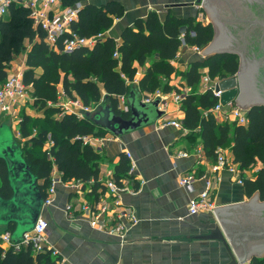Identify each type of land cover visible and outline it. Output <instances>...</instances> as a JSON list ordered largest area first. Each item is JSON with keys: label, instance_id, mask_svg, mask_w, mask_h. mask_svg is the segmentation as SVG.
Masks as SVG:
<instances>
[{"label": "trees", "instance_id": "obj_1", "mask_svg": "<svg viewBox=\"0 0 264 264\" xmlns=\"http://www.w3.org/2000/svg\"><path fill=\"white\" fill-rule=\"evenodd\" d=\"M89 1L61 0L63 8L81 4L78 19L71 25L80 36L106 33L114 20L124 14L122 5L117 2L97 6ZM182 28L186 30L183 37ZM213 36V25L197 21L196 17L182 19L169 14L162 21L156 12H150L145 20L140 19L134 27L125 29L120 44L112 37H105L92 49L79 48L68 53L63 51L62 42L55 48L49 47L45 32L34 26L29 9L12 5L8 17L0 21V86L8 78L11 62L26 51L28 42L24 82L29 87L32 109L42 115L32 117L23 109L18 132L25 139L24 146L20 142L24 158L38 181H42L39 187L43 198L51 185L53 167L66 181L76 180L86 185L97 180L100 156L90 145L83 143L82 137H102L108 132L97 126L91 117L77 118L66 114L57 119L60 108L49 104L57 102L60 84L66 96L76 95L84 105L96 110L102 104L108 105L116 114L128 118L130 113L118 108V97L128 98L132 90L138 91L132 83H127L136 77V62L144 66L150 56L158 54L159 58L153 61L139 82L141 91L153 93L160 86L159 77L168 79L176 72L172 60L183 44L204 48ZM116 52L118 57H114ZM203 69L208 70L212 79L230 77L239 70V57L216 54L193 62L182 73L186 83L194 89L182 101L183 125L193 132L192 135L201 138L207 156L216 159L218 149L229 148L234 162L242 169L261 164L263 167L256 178L245 179L244 186L249 198L258 193L264 200V106L248 110L247 126L229 122L218 125L214 114L205 116V112L218 103L217 97L211 91L199 93L196 90ZM162 91L167 93L171 89L165 86ZM129 168L128 161L122 160L117 166L116 182L120 183L127 176ZM98 187L95 183L91 189L96 191ZM0 196L4 199L12 196L7 170L1 160ZM59 261L60 256L51 251L33 253L31 247H26L18 252L14 249L3 252L0 248V264H58ZM249 264H264V258H254Z\"/></svg>", "mask_w": 264, "mask_h": 264}, {"label": "crops", "instance_id": "obj_2", "mask_svg": "<svg viewBox=\"0 0 264 264\" xmlns=\"http://www.w3.org/2000/svg\"><path fill=\"white\" fill-rule=\"evenodd\" d=\"M196 1L90 0L89 3L103 6L110 2H117L122 5L124 14L116 18L113 26L105 33V37H112L117 44H120L125 29L134 27L140 19L145 20L150 12H156L162 21L172 14L182 19L196 17L203 23L204 17L202 18L203 15L201 16L202 13H200L203 9L199 10L200 5ZM182 3L187 5L168 8V5ZM65 8L60 4L54 7L50 14L53 16ZM181 32L183 37L185 28H182ZM26 45L27 49L22 58L16 57L9 69L13 66L19 67L21 64L26 67L27 51L30 48L28 42ZM204 49L183 44L178 50L177 57L172 60L176 72L168 79L159 77L160 86L153 93L141 91L139 82L147 69L152 66L153 61L159 58L158 54L150 56L144 66L135 63L134 80H137V84L133 86L141 93L142 101L146 102L144 100L147 98H153L157 92L165 95L164 101L167 103V108L164 115L154 123L144 125L122 136H113L109 132L102 137L86 135L103 139L91 146L100 156L97 180L93 179L86 185L82 184L79 193L72 188L58 185L54 203L48 207L43 206L40 212V215L48 221L47 247L57 251L56 255L61 258L58 264L231 263V258L221 242L199 238L215 225H219L216 210L214 213L201 212L198 215H189V202L205 190V180L208 178L213 181L211 198L216 208L240 203L249 204L257 193L249 198L245 186L238 184L227 170H220L217 173L212 171L217 158L207 156L201 138L192 135L193 132L184 127L185 113L181 108L182 103L175 102L173 98L175 92L181 93L184 88L190 87L182 73L193 62L204 58L202 52ZM15 62L17 63L14 64ZM9 69L8 77L11 73ZM200 73L202 77L209 74L207 69L201 70ZM202 77L196 89L199 93H202ZM165 86L170 87L171 91L163 92L162 89ZM58 89V100L55 104L50 103L51 106H56L64 102L66 98H70L64 94L62 84L58 86ZM120 97H124L125 104ZM72 98L80 99L76 95ZM124 107L128 109V102L127 98L121 95L118 97V108L126 112L127 109ZM27 114L32 117L42 115L41 112L35 115L30 111ZM59 114L56 115L57 119L62 118H59ZM214 116L217 124L221 125L222 118L219 115ZM85 117H88L87 114ZM168 120L179 121L187 132L172 125H163V122ZM221 150L234 161L229 148L218 149L217 154ZM128 152L132 159L128 158ZM122 160L128 161L130 168L127 176L118 183L116 182L117 166ZM187 175H193L196 178L191 188L180 185V179ZM253 176V174H247L245 179ZM109 179L114 180L121 189L114 196L104 186ZM41 183V180L38 181L39 185ZM95 183L99 184V187L96 191H92L91 186ZM100 198L104 199L110 207L108 213L100 217V222L108 226H120L123 237L92 226L91 217L87 213L75 211L70 216L66 211V206L69 204L76 205L84 202L92 205ZM127 208L133 211L137 219L136 223H132L127 217L121 215ZM10 227L13 226H1L0 233L10 232L12 235L14 228L10 231ZM0 248L5 252L9 249V245L0 243ZM254 258L261 259L264 255L258 256L253 253L248 262L250 263Z\"/></svg>", "mask_w": 264, "mask_h": 264}, {"label": "water", "instance_id": "obj_3", "mask_svg": "<svg viewBox=\"0 0 264 264\" xmlns=\"http://www.w3.org/2000/svg\"><path fill=\"white\" fill-rule=\"evenodd\" d=\"M196 2L208 13L214 29L212 41L202 51L204 58L199 60L216 54L239 57L238 72L220 79L216 85V91H222L221 104L226 106L235 102L244 110L264 106V74L257 72L256 64L252 62L257 60L264 66V0L256 1L259 5L256 9L245 4L247 1L242 3L240 0ZM186 5L173 4L168 8ZM127 102L128 118L116 114L105 104L87 116L111 135L122 136L154 123L164 115V111L159 109L160 99L143 102L139 90H132ZM6 127V124L0 126V160L5 164L12 196L9 199L0 196V227L13 226L12 240L20 242L33 229L41 214L44 198L38 179L24 158L20 142ZM215 210L219 225L212 227L200 239L221 242L231 258L230 264L248 262L253 253L264 255V200L259 199L258 193L249 204L240 203Z\"/></svg>", "mask_w": 264, "mask_h": 264}, {"label": "built area", "instance_id": "obj_4", "mask_svg": "<svg viewBox=\"0 0 264 264\" xmlns=\"http://www.w3.org/2000/svg\"><path fill=\"white\" fill-rule=\"evenodd\" d=\"M61 0H0V21L5 19L9 14V9L12 5L23 6L30 11V16L33 19L35 27H40L45 32V42L51 48H55L59 42L63 44L64 52H73L79 48L92 49L98 42L105 38V33H100L91 37H84L78 35L71 28L73 22L78 19V13L81 8V4H77L73 7H67L63 11L50 14L54 7L61 4ZM199 21V20H198ZM199 49V48H198ZM118 53L114 54V57H118ZM24 65L19 67L13 66L10 69V74L7 80L0 86V118L9 117L12 119H19L22 108L26 106L28 101H31L29 87L24 82ZM124 79L127 78L122 75ZM220 79H212L209 74H205L202 77V93L206 91H211L212 94L217 97L218 103L210 110L205 112V116L209 113L214 115H219L223 122H229L240 126H247L249 123L248 110L240 108L235 102H231L226 106L222 105L220 102V97L222 91H216V85ZM127 83L137 84V80L133 82L127 81ZM192 92L190 87L184 88L181 93H174V101L181 104L186 95ZM165 95L161 92H157L153 98H147L146 102H151L156 98L160 99L159 109L165 111L167 108V103L164 101ZM120 100L125 104L124 97H120ZM60 108V117H64L66 114H71L77 118H84L87 113H92L94 109L90 106H86L78 98H66V100L60 104H56ZM127 109V107H124ZM128 110V109H127ZM4 116V117H2ZM6 119V118H5ZM2 123V122H1ZM163 125H172L176 128L182 129L184 132L187 130L183 125L176 120L164 121ZM21 136L20 133H18ZM22 137V136H21ZM103 139L84 136L82 141L84 144L93 146L97 142ZM185 155V154H182ZM128 158L132 159L131 154L127 153ZM132 167L134 168V162ZM261 164H254L248 169H242L239 164L229 159L223 150L218 154L216 163L212 167V171L219 172L220 170H227L233 179L240 185H244L245 176L248 174H253V177L249 179H254L258 175L259 171L262 169ZM53 167L51 174V185L47 191V196L44 199L43 206L48 207L54 203L56 189L58 185H64L74 189L76 192H81L82 182L71 180L66 181L62 178V173L55 170ZM196 178L193 175H187L180 179V185L183 187L191 188ZM206 188L198 196L194 197L189 202L188 213L189 215H198L201 212L214 213L216 205L212 201L211 195L213 191V181L208 178L205 180ZM105 188L114 196L118 194L121 190L118 184L109 179L105 183ZM110 207L104 199H99L95 204L79 203L76 205L69 204L66 206V211L68 215L72 216L75 211H81L87 213L91 217V225L97 226L103 231L110 234H118L123 237L122 228L120 226L113 227L108 226L100 222V217L108 213ZM124 217H127L132 223H136L133 211L130 209H124L121 213ZM47 231H48V221L41 215L37 219L33 229L26 233L20 242H14L11 237L10 232L0 233V243H5L9 245V249H14V251H20L22 248L31 247L33 253H43L47 251H52L53 255L57 254V251L47 247ZM237 264H249V262H237Z\"/></svg>", "mask_w": 264, "mask_h": 264}, {"label": "rangeland", "instance_id": "obj_5", "mask_svg": "<svg viewBox=\"0 0 264 264\" xmlns=\"http://www.w3.org/2000/svg\"><path fill=\"white\" fill-rule=\"evenodd\" d=\"M199 10H201V8H199ZM200 13H202L201 14V16H202V18L204 17V20H203V23L204 24H208V23H211V19H210V17H209V15H208V13L204 10H202V11H200ZM199 13V14H200ZM199 17V16H198ZM197 21H198V19H197ZM204 49V48H203ZM24 55V53H22L21 55H19L20 56V59L22 58V56ZM17 62H15L14 64H16ZM9 70H11V69H9ZM30 97H31V95H30ZM31 100H32V98H31ZM31 102L32 101H28L27 103H26V106L24 107V113H27L28 111H30L31 113H33V114H35V115H37V114H40V112H38V111H35V110H33L32 109V107H31ZM33 110V111H32ZM21 115V114H20ZM19 115V119H21L22 118V116H20ZM2 117H4V116H2ZM6 118V119H5ZM4 119L3 118H0V126L1 125H3V124H6V126L7 127H9V129L12 131V133L16 136V138H17V140L19 141V142H23L22 143V145L24 146V142H25V139H23L21 136H19V132H18V126H19V121H17V119L15 118V119H12L11 120V118H9V117H5ZM2 122V123H1ZM6 127V128H7ZM21 145V146H22Z\"/></svg>", "mask_w": 264, "mask_h": 264}, {"label": "flooded vegetation", "instance_id": "obj_6", "mask_svg": "<svg viewBox=\"0 0 264 264\" xmlns=\"http://www.w3.org/2000/svg\"><path fill=\"white\" fill-rule=\"evenodd\" d=\"M240 1H242V3H245L243 1H247V3H245V4H249V6H253L254 9L259 8V5L256 2L257 0H240ZM255 6H257V7H255ZM252 62L256 64V68L253 65L254 68L256 69V71L257 72L262 71L263 74H264V66H263V64L261 62L257 61V60H252ZM254 74H256V73L254 72ZM258 78H260V77H258ZM258 78H256V81H258Z\"/></svg>", "mask_w": 264, "mask_h": 264}]
</instances>
